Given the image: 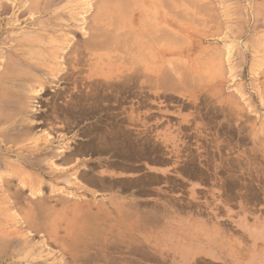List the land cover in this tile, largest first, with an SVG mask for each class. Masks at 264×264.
I'll return each mask as SVG.
<instances>
[{
  "label": "rangeland",
  "instance_id": "rangeland-1",
  "mask_svg": "<svg viewBox=\"0 0 264 264\" xmlns=\"http://www.w3.org/2000/svg\"><path fill=\"white\" fill-rule=\"evenodd\" d=\"M0 1H2L0 2V7H3L0 8V24L4 25L6 22H13L12 24L16 25V27H14L16 29L14 30H17V28L19 29L11 32L10 30H12V26H7L10 29H8L9 31L6 29L0 31V41L3 42V45L2 42L0 45L5 47L10 44H16L13 39L18 36V31L23 30V27L25 26V28H28L27 25L32 27V23L34 22L35 28H40L42 24L47 26L46 28H41L39 30V34L42 35V37L46 39L50 37L60 38L67 35V37L71 39V44H76L81 43L83 39H87L88 34L91 33L89 29L90 25L95 24L93 28L98 26L95 27L97 28L96 30L95 28H92L91 30L93 33L95 32L99 34V37L102 35L105 36L103 32H107V29L108 31L112 29L110 31L111 33L114 30L113 32H118L119 34L124 31V34L122 33L123 35H131L136 30L140 32L139 29L143 26V21H149L150 23H153L152 25H159L156 26V33L155 30H151L152 27L154 29L155 26L151 25L150 27V23H146V26L147 24L148 26L142 27L145 28H141L142 31H149L148 34L151 33L153 36L155 34L156 37H165L170 40L172 35V38L177 43L175 49L180 46L178 50H183L185 53L193 51L194 55L190 56L189 59H186L187 57L180 58V60L169 59L170 61L173 60L171 61L172 63L166 60L165 62H169L168 65L165 62L161 65L162 68H167L173 65L172 67L175 68L174 70L183 76L181 77L183 82L178 81L175 76L173 80L172 78H170L171 80L169 79L172 81L171 83H175L172 84L173 86H182L181 89L179 88L180 90L177 91L181 92L183 95L176 92V95L172 99L163 101L162 104H156L155 102L162 101L163 98L156 99L157 101L152 97L149 99V106L151 107L150 111L152 110L156 113L158 109L163 110L157 115V117L161 115L160 121L154 125L155 127L151 126V129L153 130V133H155L162 131L161 128L165 125L168 131H165L164 133L169 131H171L173 135L176 133L177 145L179 144V147H184V153H180V158H189L187 154L191 153V151L192 153H199L200 151L202 156L199 157L198 160H193L192 166L190 165V167H194L196 164L197 168L201 166V169H206L205 171L207 172L209 163L208 170L211 172V169L214 167L218 169L220 168L215 166L219 164L220 153V156L223 155V157L227 155V157L230 158L231 156L230 160L233 162V166L231 165V172L236 175L233 177L236 178L234 183L237 184H234V187H230L231 190L228 191L227 195L225 190L220 186V182L223 180L222 177L225 175L222 172H219L216 177L211 175L210 180L208 178H197V176L193 177L189 174L182 175L180 173V175H176V173L173 172V166H179L180 163L183 165L182 159L176 160V163L169 161V163L164 165H162V163H159V165L157 163L152 164V161L141 159L136 163L139 167L138 170L136 169L128 172L122 170L114 174H107L108 180L115 182H126L128 179H136L140 175L149 177L150 175H153L152 173H154V175L157 174L159 178L161 177L159 179L161 181L155 184L154 187L166 189L167 186L173 187V185H175L174 191L169 193V195L172 194L175 196L176 200H190L191 203H196L199 207L205 209L207 213V215L204 214L205 216L197 215L196 212H193L195 208L193 209L191 207V210L189 206H186L185 208L188 211L185 210V214H181L183 210L175 209V206L170 207L168 209L169 211L167 210L168 213L161 212V214H163L161 216L163 220L160 217V213V215L158 214L159 216L157 215L160 217H157L159 220L155 219L156 223L152 224L154 227L155 225L156 227L159 225L158 228L155 227V231L151 224L148 226L151 225L152 227H146L144 231H141L138 227L140 219L136 214L132 217H126L131 214L122 211L119 214L117 213L116 209L118 210V208H120L118 201L106 200V203L108 202L107 204L109 206L101 204L99 201L93 200V198H91L92 195L88 191L78 189L64 177H54L53 180H51L48 176L42 175L44 177L43 184L39 185L35 180L32 181L34 186H39L41 188V194L32 195L29 191V187H24L21 189V191L23 190L22 193L20 192V197L22 196L21 204H16L15 206L10 207H8L7 204H4V188L2 187L3 189H0V264H79V262L70 260V254L68 252L77 255L84 254L85 257L88 256L87 261L89 262L84 264H131L132 261L137 258V254L134 251H129L127 245H124V242H120V251H114L107 248V246L112 245H103L104 243L107 244L113 242V240H117L115 237L117 234H119L118 237L123 241L147 236V243H149V245L157 248L159 252L163 251L165 253L166 260L169 261H166L167 263L165 264H208V262L216 263L218 261H224L222 258L217 261L214 259H206L210 257L205 256L206 258L201 259L194 257L195 259H198L195 262V259L192 258L193 255L188 256V259H184L185 254H192L195 252L196 245H187L189 241L199 243L200 245L198 246L203 247H199V249H204V251H207L208 249L214 250L212 247H215V251L229 255V264H264V227L261 229H255L254 226H252L253 222L256 221L255 219L259 217L264 221V0H127V2L125 0H104L105 3L102 0L103 2H100L101 4L103 3L102 5L100 3L98 4L97 0H88V5H84V2H81L80 0ZM187 2L188 5L186 7L185 4H187ZM94 3L97 4L95 5ZM132 3L134 4L132 5ZM92 4H94V6ZM98 5H100V15L102 12L103 15L100 17H94L95 15L93 16V14ZM162 7H164L165 11ZM116 8L117 10H115ZM110 11H113V13ZM76 13H80V15H77ZM77 16L78 18L83 16L84 30L79 29L78 24L80 22L78 21ZM105 16L107 18H105ZM97 18L99 19V22L92 24V20H97ZM140 18L142 19L141 21ZM155 21H157L158 24ZM108 22H111L114 25H111V23L109 25ZM36 23H38V25ZM105 23H108V26ZM139 23H142V25ZM98 24L100 26L102 25L101 28ZM118 25H121V28L118 27ZM110 27H114L115 29ZM126 28H129V31L131 28L132 33L130 34ZM165 30H167V33H165ZM25 31L31 30L25 29ZM144 34H147V32ZM230 41H235L236 44L232 49L229 59H226L224 45ZM182 42L184 43L182 44ZM129 44L132 43L130 42ZM135 44L136 43H134V46L136 47L137 44ZM127 47L129 48V45ZM78 49L81 50V48ZM135 49L136 48H133V50ZM221 49H224L223 52ZM200 50L204 54L198 52ZM122 51L123 50L108 53L109 51L107 49L97 50L96 54H101V60L99 62L101 64H97V66L93 67L91 71L100 73L112 72L110 74L107 73L108 76H114L115 73L118 72L115 76H121V74L125 72V69L127 73L133 72V70H136L137 68L139 69L140 66L138 65L142 63L139 60L142 61V56L141 58L140 55L138 57L137 55L135 56L133 54L134 51L132 50H129L132 52L123 51L124 53ZM136 51L138 52V50ZM115 54H119L120 56V58L118 56L119 63L122 61L121 63L124 64H119L118 60L114 61V58H116ZM112 55H115L114 58H112ZM127 56L132 59L131 61L136 62L137 60V62L139 61L140 63L138 62V64L136 62L137 65L135 62V65L132 62L129 63L130 60ZM108 58L110 60H108ZM124 58L126 61H123ZM87 59V57L83 58L81 68L84 71L82 70L83 73L81 72L77 74L79 75L78 80L83 76L85 77L89 72ZM94 61L91 62L93 63ZM112 61H114V65ZM127 61L128 65L125 67L124 65ZM115 63L117 64L115 65ZM131 63L133 67H130ZM164 64H166V66ZM177 64H179L178 70L176 68L178 67ZM169 68L166 70L168 72L167 76L172 74L168 71ZM177 72H173V74ZM43 74L44 76L42 80L49 81L46 73ZM186 81H188V84ZM151 82H153L152 79ZM54 83H57V85ZM22 84L25 85L24 82ZM74 85H76V83H73L72 80L57 81V79H55L54 82L49 81L45 83V87L42 90L44 93H40L41 95L36 96L31 100L20 97V100L26 108L31 103H34V101L39 102L37 112H46L45 117L46 120H48L47 117H49L51 113L53 95L58 93L59 90L65 91V89L68 94L70 87ZM178 87H176V89ZM188 95H191L192 98L189 99L187 97ZM127 99L130 98L128 97ZM60 101L62 102V99H59V102ZM126 102L124 103L125 106L130 104L131 99L129 100V103L128 100ZM182 103L185 105L182 106ZM178 104L179 107L177 108ZM113 106H116L114 110L116 112L118 107L117 105ZM146 108H142L141 110H146ZM164 110H167V112ZM178 110L180 111L179 115L177 114L179 112ZM183 117L190 120V122L184 123L182 121L181 124L186 125L189 128L185 126L183 130L180 127V132H177L175 127H177L178 124L176 123L177 121L182 120ZM40 118L42 119L44 117L41 116L34 118V120L36 121V119L39 120ZM168 119H172V121L170 120L168 123L171 124L172 122L174 127L168 128ZM49 120H53L52 122L55 125H50V121H46L44 124L36 127L37 132L45 130L51 135H55L57 138L58 136L64 135L65 138H69L68 141L71 143L72 147L74 144L82 142L85 138L80 137V130L86 127L91 121V119L83 120L79 122L74 129H65V127L63 128V126L57 122L58 120ZM163 121H166V123ZM161 122H163V125ZM139 129H141L140 126L129 128V130H133L131 135H134L135 131L138 133ZM70 137L71 139H75L71 140ZM61 142L62 141L58 138L54 145H58ZM184 142H186L185 145ZM29 143V140H24L20 137L14 146L22 148L29 146ZM9 145L12 146L11 144ZM168 148H170V146ZM185 152L187 154H185ZM87 156L88 155H84L83 157L87 158ZM88 157V161L94 159V156ZM233 159L235 161H233ZM198 161L201 165H197ZM147 162H149V164ZM189 164H191V162H189ZM148 166H150V168H148ZM242 167L244 168L242 169ZM163 168H167L170 171L164 172ZM197 168L195 170H197ZM43 172H45V174L47 172L53 175L51 170L45 165H43ZM13 177L3 175L5 183L12 178V180H10L11 182L13 181L11 183L13 186L9 181H7L8 185H3L4 187L8 186L7 189L9 190L10 195L15 191V188L18 187V180L16 177ZM13 179L16 180L14 181ZM3 181L1 180L0 184H2ZM47 181L55 182L58 185L63 186L65 189L67 188V190H72L75 198L68 199L67 197L61 196V193L50 192L51 187H48L49 184ZM86 185L90 186L88 184ZM192 185L195 186L194 190L197 195L196 199H192L188 192L189 187ZM138 190H140V188H138ZM212 191L214 193L213 196H211ZM254 191L256 193L258 192L257 196H255L258 200L253 199V197L252 199L250 198L251 201L249 200L250 202H248L246 198L250 197V192L255 194ZM101 192L103 195H108L111 191L101 190ZM136 193L139 194L137 191ZM125 194L128 193H119L117 195L121 197ZM137 194L136 196L138 199L149 202L153 201V196H155L154 194ZM241 194L243 195L241 196ZM225 195H227L229 199L224 200ZM10 197L12 198L13 196ZM164 202L165 204L168 203V201ZM205 202L210 203L208 207H205ZM36 203L42 205V208L40 207L38 209ZM248 203H251L253 209L249 208ZM28 205H35V208H37L35 209L36 219L34 218L37 225L35 224V227H33L32 224H30L31 228L27 225L28 223H24L28 220L30 222V216L32 215V211L27 208ZM213 214H216L219 219H229L228 221L231 222V227L234 229L235 234L236 246H232H235L236 248L232 246L227 248L223 245H212L213 243L216 244L218 238L215 229L211 227L215 219ZM165 215L168 217L171 216V218L166 216V219L163 217ZM117 216H119V218ZM14 217L16 220H19L18 223L11 221V218ZM23 220L25 221L22 222ZM159 221H163V223L160 222L161 224H159ZM15 224L19 225V227H16L17 229L13 227ZM172 224H175L173 230L171 229ZM164 225H167V227ZM242 231L243 233L241 234H244L245 239H243L244 237L237 238L239 237L237 234ZM190 235L191 239H189ZM176 239H179L180 243L176 242ZM239 241L241 243H239ZM237 247L242 249L239 254L238 250H236ZM199 256L201 257L203 255ZM151 261H148V264H161L163 262H156V260L154 262Z\"/></svg>",
  "mask_w": 264,
  "mask_h": 264
},
{
  "label": "bare ground",
  "instance_id": "bare-ground-1",
  "mask_svg": "<svg viewBox=\"0 0 264 264\" xmlns=\"http://www.w3.org/2000/svg\"><path fill=\"white\" fill-rule=\"evenodd\" d=\"M80 1L84 2V5L89 4L88 0H80ZM97 1L99 4L102 0H97ZM105 1H104V3H105ZM125 1L127 2V0H125ZM0 2H2V1H0ZM94 4H92V5L94 6ZM133 4L134 3H132V5ZM192 4H193V2H192ZM113 5H114V3H113ZM185 5L187 7L188 2ZM99 6L100 5H98L96 7L95 13L93 14V16L95 15L94 17H97V16L100 17L101 15H103L102 14L103 12L100 15ZM105 6H106V4H105ZM103 7H104V5H103ZM191 7H193V6H191ZM195 7H196V5H195ZM107 9H108V7H107ZM162 9H164V7H162ZM115 10H117V8ZM164 11H165V9H164ZM17 13H18V11H17ZM111 13H113V11ZM76 14L80 15V13H76ZM18 18H19V16H18ZM77 18H78V16H77ZM105 18H107V17L105 16ZM141 20L142 19L140 18V21ZM78 21L80 22L78 24L79 29L84 30L85 28L83 26V24H84L83 16H80L78 18ZM92 22H93L92 24L99 22V19L98 18H97V20L94 19V20H92ZM143 22L144 23H143L142 27H147L148 24L146 26V23H150L149 21L148 22L143 21ZM155 22L157 23V21H155ZM12 23L13 22H6L4 25L0 24V31L5 30V29L7 31H9L10 29L7 26H12V30H10L11 32L19 30L18 28H17V30H14V29H16V28H14V27H16V25L12 24ZM88 23H90V22H88ZM110 23H109V25H110ZM36 24L38 25V23H36ZM120 24H121V22H120ZM139 24L142 25V23H139ZM152 24L153 23L149 24L150 27ZM94 25H90L89 29H90L91 33L88 34L87 39H83L82 42L80 41L81 43H76V44L75 43L71 44V39L68 38L67 35H64L63 37H60V38L49 36L50 38L46 39V38L42 37V35L39 34V30L41 28L44 29L47 26L42 24L40 26V28H35L34 27L35 22L32 23V27L30 25H27L28 28H25L26 27L25 26V27H23L24 28L23 30L18 31V36L13 39L16 42V44H12V45L10 44L7 47H5V46H2L3 42L0 41V44L2 42V45H0V182H1V180L2 181L4 180L3 183H5V179L3 178V175L8 176V177L14 176L13 178L16 177V179L18 180V184H17L18 187L15 188V191L12 192L11 195H10L9 190L7 189L8 186L4 187L3 185H8L7 181H9L11 184L13 182V181L11 182L12 178H10L11 180L8 178L9 180L6 181L7 184L6 183L0 184V186H1L0 189L2 187L4 188V189L2 188L3 189V195H4L3 199L5 201L4 204H7L8 207L15 206L16 204L17 205L21 204L20 202H21L22 196L20 197V194L23 191V190L21 191V189H23L24 187H29V191L32 195L41 194V188L39 186H34L32 184V181L35 180L39 185L43 184L44 183V177L42 175H46L51 180H53L54 177L66 178L67 181H69L70 183L75 185L78 189H83V190L88 191L92 195L91 198H93V200H95V201H99L101 204L109 206L107 204L108 202L106 203V200L118 201L120 208H118V210L116 209L117 213L119 214L122 211L124 213L126 212V213L131 214V215H127L126 217H128V216L132 217V216H134V214H136V216L139 217V219H140L138 227L141 229V231L142 230L144 231L146 229V227L149 228L152 224H155L156 220H159V219H157V217L161 214V212L162 213L163 212L168 213V211H169L168 209L170 207H173V206H175V209H178V210L181 209V211L183 210V212H181V214L182 213L185 214L184 213L186 210L185 207L189 206L190 209H191V207L193 209L195 208V210L193 212L194 213L196 212L197 215H204V214L207 215L205 209H202L201 207H199L198 204L191 203L190 200L189 201H186V200L184 201L182 199L176 200L175 196H173L172 194L169 195V193H172L174 191L175 185H173V187L167 186L166 189H162L161 187H154L155 184H157V183H159V181H161V180H159L161 177L159 178L157 176V174L154 175V173H152V172L151 173L153 175H150L149 177L141 176V175L140 176L138 175L139 177H137L136 179H133V178L128 179V177H127L128 180L126 182H115L112 180H108V176H107V174H112V173L114 174V173H116L118 171H122V170L125 172L131 171V170L134 171L136 169L138 170L139 167H138V165H136V163L138 161H140L141 159H146V160L152 161V164L157 163L158 165H159V163H162V165H164L166 163H169V161H172V163H176V160L182 159L183 165H182V163H180L179 166H173V172L176 173V175H178V174L180 175V173L182 175L189 174V175H192L193 177L197 176V178L198 177L203 178V179L208 178L210 180L211 175L216 177L219 172H222L225 175L224 176L222 175L223 177L221 176L223 178V180H221L220 186L223 188V190H225L227 195H228V191L231 190L230 187H234V184L237 185L236 183H234L236 178L233 177L236 175L231 172V169L233 166L232 165L233 162L230 160L231 156H230V158L227 157V155L226 156L224 155L225 157H223V155L220 156L221 155V153H220V155H219L220 161L218 162L219 164L215 165V166L220 167V168L218 169V168L214 167L215 169L214 168L211 169V172H210V170H208L209 163H208L207 172L205 171L206 169L202 170L201 166L199 168H197L195 163L194 164L196 167L195 166L190 167V165L192 166L193 160H195V159L198 160V158L202 156V153H200V151H199V153H197V152L192 153V151L190 150L191 153H189V154H187L185 152V154H187V156L189 158H186L187 156L185 157L186 159H183L182 157L180 158V156H181L180 153L181 152L184 153L183 152L184 147H182V146L179 147V144L177 145V143H176L177 134L176 133L174 135L172 134L171 131L164 133L165 131H168L166 129L165 125H163V122L166 123V121L161 122V124L163 125L161 128L162 131H158V132L153 133V130L151 129L152 127H155L154 125L160 121L161 115L159 117H157V115L160 111H163V110L158 109L156 111V113H154L152 110L150 111L151 107L149 106L150 105L149 99L151 97L154 98L155 100L163 98L162 101L156 100L157 102H155L156 104H162L163 101L172 99L176 95V92L178 94H182L181 92L177 91V90H180L182 86L181 87L173 86L172 84H175V83H171L172 81H170L171 80L170 78H172V80H173L174 76H175V78L178 81H182L183 79L181 77H183V76L180 75L179 72L174 70L175 68L172 67L173 65L169 66L170 68L169 67H167V68L163 67L164 69L161 67V65L166 60L170 61L169 59L180 60V58H183V57H187L186 59H189L190 56L194 55V52L190 51V52L185 53L183 50H178L180 46H178L175 49V47L177 46V43L172 38V35H171V40L167 39L165 37H156L155 34L153 36L150 33L152 35L151 36L150 34H148L149 31L143 30V31H145V32H143L142 29H145V28H142V27H141L142 29L140 28L141 30L139 29L140 32H138L136 30L133 33L131 32V28H130V31L128 30L129 28H126L127 31H129L130 34L131 33L132 34L131 35H128V34L123 35L124 31L122 30L123 34L122 33L121 34L123 36L121 34H119L118 32H113L114 30L111 33L110 31L112 29L109 31L107 29V32H103L105 34V36L102 35V36H100L101 37L100 38L99 34H97L95 32L93 33L91 30ZM111 25H114V24L111 23ZM101 26H100V28H101ZM115 26H117V25H115ZM152 26H155V25H152ZM156 26H159V25H156ZM156 26L154 29H153V27L151 29L153 31L155 30V33H156ZM95 27H98V26H95ZM103 27H102V29H103ZM118 27L121 28V25H118ZM110 28H114V27H110ZM135 28H136V26H135ZM165 28H166V25H165ZM25 29H28L31 31H25ZM96 29L97 28H95V30ZM116 29H117V27H116ZM151 30H150V32H151ZM166 31L167 30H165V33H167ZM129 32H126V33H129ZM146 32H147V34H144ZM157 33H158V31H157ZM159 34H162V33H159ZM163 34H164V30H163ZM169 35H170V33H169ZM76 42H78V41H76ZM128 42L129 43L131 42L132 44H129ZM134 43L137 44L136 47L134 46ZM183 43L184 42H182V44ZM235 44H236L235 41H230V42L225 43V45H224L225 50L224 49L223 50L225 51V58L226 59H229L231 52H232V49H233ZM128 45H129V48L127 47ZM78 48H81V50H79ZM133 48H136V49L133 50ZM100 49H107L109 51L108 53H111V52L113 53L115 51L119 52V50H123L124 52L129 51V50H132L135 52L136 50H138V52L136 51L137 54H136V52L135 53L133 52V54L135 56L137 55V57L140 55V58L142 56V61L139 60L142 63H140L138 61L140 63V65H138V66H140V68L138 69L137 68L138 66H137L136 67L137 69L135 68L136 70H133V72L127 73L126 69H125V67H127L126 65H128V61H127V62H125V65H124L125 70L123 69L125 72L123 71L124 73L121 74V76L120 75L115 76L116 74H118V72L115 73L114 76L113 75L108 76V74H110L112 72L100 73V72L91 71V69L93 67H96L97 64H101V63H99L101 60V54H99V53L96 54V51L100 50ZM223 50L221 49L222 52H223ZM132 51H129V52H132ZM76 52H77V54H76ZM198 52L202 53L201 50ZM205 53H207V52H205ZM202 54H204V53H202ZM114 56L112 58H114ZM118 56H119V54L116 55L117 59L114 58L115 60L114 59L113 60L114 61L118 60L120 58V56H119V58H118ZM128 56H127V58H129ZM205 56H206V54H205ZM86 57L88 58L87 59L88 60L87 66L89 68V72L85 75V77L83 76V77H81L80 80H78L79 75H77V74L82 72V70H83L81 68L82 61H83V58H86ZM130 57L132 58L131 55H130ZM176 57H178V58H176ZM121 58H123V57H121ZM131 58H129V60H130L129 63L132 62L134 64L135 61L134 62L131 61L132 60ZM140 58H138V59H140ZM186 59H184V60H186ZM108 60H110V59L108 58ZM91 61H94V62L92 63ZM114 61H112V63ZM123 61H126L125 58L123 59ZM171 61H173V60H171ZM103 62H105V61H103ZM121 62L119 63V60H118L119 64H124ZM136 62H137V60H136ZM183 62H186V61H183ZM132 63L130 65V67H133ZM137 63H136V65H137ZM165 63H167V65H168L169 62H165ZM116 64L117 63H115V65ZM113 65H114V63H113ZM164 65L166 66V64H164ZM177 65H178V67H176V68L178 70L179 64H177ZM183 66H185V65H183ZM168 68H169L168 71H170V73H172V74L168 75L169 77L167 76L168 72L166 71ZM181 68H182V66H181ZM100 70H101V68H100ZM173 72H177V73H174L175 74L174 75ZM184 72H186V71H184ZM43 73H46L50 82H54L55 79H57V81H59V80L71 81L72 80L73 83L74 82L76 83V85L70 87L68 94H67L66 89H65V91L59 90L58 93H55L53 95V98H52L53 101L51 103L52 108H51V113H50L49 117H47L48 120H46V117H45L46 112L45 113L37 112L39 102L34 101V103H31L26 108V107H24L23 103L20 100V97L27 98V99L31 100V99H34L36 96H39L42 93H44V91H42V90L45 87V83L49 82V81L42 80V78L44 76ZM121 73H122V70H121ZM151 74H154V75H151ZM171 75H173V76H171ZM188 77H190V76H188ZM188 77H187V79H188ZM151 79L153 82H151ZM23 82L25 83V85L22 84ZM187 82L188 81H186V83ZM177 83L180 84L179 82H177ZM54 84L57 85V83H54ZM176 87H178V88L176 89ZM128 97L131 99V102L129 105L127 104L125 106L124 103L127 100L129 103L130 99H127ZM187 97L189 99L192 98L191 95H188ZM59 99H62V102L61 101L59 102ZM189 102H188V104H189ZM18 104L20 105V107ZM165 104H164V107H165ZM194 104H196V103H194ZM113 105H117V107H118V110L116 112L114 111L116 106H113ZM181 105L183 106L185 104L182 103ZM178 107H179V104H178L177 108ZM142 108H146V110H141ZM184 108H185V106H184ZM164 111L167 112V110H164ZM177 114L179 115L180 111ZM41 116L44 118H42V119L40 118L39 120L36 119V121L34 120V118H38ZM49 119H56L55 121L58 120L57 122L59 124H61L63 126V128L65 127V129H69V128L74 129V127H76L79 124V122H81L83 120L85 121V120L91 119V121L89 122L88 125H86V127L82 128L80 130V133H79L81 135L80 137H82V138L85 137V138L82 140V142H80V143L78 142V143L74 144V146L72 147L71 143H69V141H68L69 138H65L64 135L60 134L61 136H58V138L62 142L58 145H54L55 141L58 139L55 135H51L48 131H45V130L37 132L36 127L38 125L44 124L46 121H48V122L50 121L49 122L50 125L54 124L52 122L53 120H49ZM170 120L172 121V119H170ZM170 120L168 119L167 123ZM206 120H208V119H206ZM182 121L184 123L190 122V120H188L184 117L182 118V120L177 121L176 124H178V126L175 127L176 128L175 130L177 132H180V127L183 129L186 126V125L181 124ZM193 124H194V122H193ZM137 126H140L141 129L138 130V133H136L137 131L134 130L135 134L134 135L132 134L133 135L132 136L131 132L133 130H129V128L130 127L135 128ZM172 127H174L172 122H171V124L168 123V128H172ZM187 128H189V127H187ZM20 137L23 138L24 140L25 139L29 140L30 145L26 146V147H22V148L15 147L14 144L16 143L17 140H19ZM70 139H71V137H70ZM74 139L75 138H72L71 140H74ZM185 143L186 142H184V145H185ZM9 144H11L12 146H10ZM169 146H170V148H168ZM84 155H88L91 157L94 156V159L92 161H88L89 157L88 156H87V158L83 157ZM228 155H230V154H228ZM208 158H210V157H208ZM211 160H212V157H211ZM233 161H235V160L233 159ZM189 162H191V164H189ZM147 163L149 164V162H147ZM43 165H45L48 169H50L51 173L53 175H51L50 173H47V172L45 174V172H43ZM197 165H201L199 161H198ZM27 167H30V168H27ZM148 168H150V166H148ZM196 168H197V170H195ZM243 168L244 167H242V169ZM163 169H164L163 170L164 172L170 171L167 168H163ZM47 183L49 184L48 187H51V189L49 188L50 192L61 193V196L67 197L68 199H74L75 198V195L72 193V190H67V188L65 189L63 186H60L57 183L52 182V181H47ZM86 184H88L90 186H87ZM140 186L143 188H141ZM138 188H140V190H138ZM194 188H195V186L192 185L188 189L189 195L192 199L197 198V195L195 193ZM101 190H107V191H111V192L108 195H103ZM136 191L139 194L141 193V195L154 194L155 196H153L154 197L153 201H151V202L146 201V200L141 201L136 196V194H137ZM119 193H128V194H125L124 196L120 197L117 195ZM257 193L255 192V194H254V193L250 192L249 194H251V195H250V197H248L246 195L248 197V198L245 197L246 200L248 202H250L253 197H254L253 199L258 200V198L255 197V196H257ZM139 194H137V195H139ZM244 194H245V192H244ZM213 195H214V193L212 191L211 196H213ZM227 195H225L224 200L229 199V197ZM237 195H238V193H237ZM242 195L243 194H241V196ZM10 196H13V197L11 198ZM229 196H230V194H229ZM25 199H26V197H25ZM27 201H28V196H27ZM164 201H168V203L165 204ZM22 203H23V201H22ZM251 203L254 204L255 200H254V203L253 202H251ZM251 203H248V206H249V208L253 209V206L251 205ZM209 204H210L209 202H205V207H208ZM36 206H38L37 207L38 209L40 207L42 208V205H39V203H36ZM17 208H18V206H17ZM27 208L30 209V211H32V215L30 216V222H29V220L27 222L25 220H23L22 222L25 221L24 223H28L27 225L30 228H31L30 224H32V226L35 227L34 225L37 222H35L34 218L36 219L35 209H37V208H35V205L34 206L28 205ZM21 209H22V207H21ZM186 211H188V210H186ZM179 213H180V211H179ZM170 214H172V213H170ZM162 215L163 214H161L160 217ZM213 215H214L215 219H214V223L212 224L211 227H213L215 229V232L217 233L218 238L216 240V244L213 243L212 245H223L227 248L229 246H232V245L236 246L234 229L231 227V222L228 221L229 219H226V218L225 219H219V218H217L216 214H213ZM166 216L167 215H165L163 217L167 219L168 216L167 217ZM117 217L119 218V216H117ZM160 217H158V218H160ZM193 217H194V215H193ZM168 218H171V216ZM161 219L163 220L162 217H161ZM255 220L256 221H254L252 224V226H254L255 229H261L264 227V221H262L260 219V217L255 219ZM11 221H13L14 223L19 222V220L18 219L16 220L15 217L11 218ZM38 221H40V220H38ZM160 222L163 223V221H159V224H161ZM208 222H209V220H208ZM149 224H151V225L148 226ZM157 224H158V222H157ZM174 225L172 224L171 225L172 227L170 226L172 230H173ZM158 226L159 225H157V227H156V225H155L156 228H158ZM164 226L167 227V225H164ZM13 227L15 229H17L16 227H19V225L15 224V225H13ZM155 227L154 226L152 227V228H154L153 229L154 231L156 230ZM175 227H177V226H175ZM1 228H3V227H1ZM147 230H149V229H147ZM174 233H176V232H174ZM235 233H237V232H235ZM241 233H243V231L239 232L237 234V236L239 235V237H237V238H243L244 237V234H241ZM118 235L119 234H117V236H115L117 238V240H113V242L107 243V244L104 243L103 245H112V246H107V248L114 250V251H120L121 250L120 242L121 241H122L121 243L124 242V245H127V248L129 249V251H131V252L134 251L137 254V258L134 259L131 264H148V261H151V260H154V261L156 260V262L157 261H163L164 263L162 262L161 264H165V263L169 262L166 260V255L163 251L159 252L157 248H154L153 246L149 245V243H147V240H148L147 236L139 237V238L136 237L132 240L129 239V240L123 241L122 239H120V237H118ZM191 235L189 236V239H191ZM246 237H247V235H246ZM185 239H186V237H185ZM243 239H245V237ZM236 241H238V240H236ZM176 242L180 243L179 239H176ZM239 243H241V242L239 241ZM34 244H35V242H34ZM187 245H196L195 246V252H193L192 254L191 253L185 254L184 259H188L187 257L192 256V255H193L192 258H194L197 254L198 255L201 254L203 256H208L212 260L214 259L215 261L221 260V258L224 260L223 262L218 261L216 263L215 262L214 263L208 262V264L209 263L210 264H229V261H230L229 255H227L225 253L222 254V252L219 253L218 251H215V247H212L214 250L208 249L207 251H204V249H199L200 246H198V245H200V244L197 242L193 243V242L189 241V243ZM235 246H232V247H235ZM200 248H203V247H200ZM236 250H238V254H239L240 250H242V249L237 247ZM234 252H235V250H234ZM68 253L70 254V256H69L70 260H72L74 262H79V264H84V263L89 262V261H87L88 256L85 257L84 254L83 255H77V254H72L71 252H68ZM224 254H225V256H224ZM196 258L201 259V257H199V256H197ZM198 259H195V262ZM241 259H244V258H241ZM154 261H151V262H154Z\"/></svg>",
  "mask_w": 264,
  "mask_h": 264
},
{
  "label": "crops",
  "instance_id": "crops-1",
  "mask_svg": "<svg viewBox=\"0 0 264 264\" xmlns=\"http://www.w3.org/2000/svg\"><path fill=\"white\" fill-rule=\"evenodd\" d=\"M198 255V254H197ZM199 255H201V254H199ZM198 255V256H199ZM195 257H197V256H195ZM200 257V256H199ZM201 258H206L205 256H201ZM206 259H211V258H206ZM180 262H182V261H180Z\"/></svg>",
  "mask_w": 264,
  "mask_h": 264
}]
</instances>
